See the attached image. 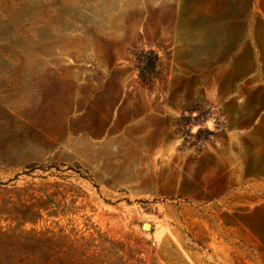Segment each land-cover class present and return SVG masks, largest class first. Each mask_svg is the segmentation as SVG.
I'll return each instance as SVG.
<instances>
[{"label":"rangeland","instance_id":"obj_1","mask_svg":"<svg viewBox=\"0 0 264 264\" xmlns=\"http://www.w3.org/2000/svg\"><path fill=\"white\" fill-rule=\"evenodd\" d=\"M58 228L264 264V0H0V264Z\"/></svg>","mask_w":264,"mask_h":264},{"label":"trees","instance_id":"obj_2","mask_svg":"<svg viewBox=\"0 0 264 264\" xmlns=\"http://www.w3.org/2000/svg\"><path fill=\"white\" fill-rule=\"evenodd\" d=\"M23 235L31 248L26 258L33 264H130L132 259L130 253H123V244L112 239L106 240V246L98 245L91 237L72 238L61 228ZM135 262L140 264V258Z\"/></svg>","mask_w":264,"mask_h":264},{"label":"clouds","instance_id":"obj_3","mask_svg":"<svg viewBox=\"0 0 264 264\" xmlns=\"http://www.w3.org/2000/svg\"><path fill=\"white\" fill-rule=\"evenodd\" d=\"M242 103H243L242 100H241V101H238V104H242ZM213 126H214V125H213V121H212V120H208V121H207V128H208V130H212ZM198 129H199V128H195V127H194V128L191 129V131H192L193 133H196ZM179 143H180V141H176L175 144L172 146V153H173V154H175L176 147H178Z\"/></svg>","mask_w":264,"mask_h":264},{"label":"water","instance_id":"obj_4","mask_svg":"<svg viewBox=\"0 0 264 264\" xmlns=\"http://www.w3.org/2000/svg\"><path fill=\"white\" fill-rule=\"evenodd\" d=\"M145 225H147V227H145ZM151 227L150 223L146 222L143 224V228L144 230H148Z\"/></svg>","mask_w":264,"mask_h":264},{"label":"bare ground","instance_id":"obj_5","mask_svg":"<svg viewBox=\"0 0 264 264\" xmlns=\"http://www.w3.org/2000/svg\"><path fill=\"white\" fill-rule=\"evenodd\" d=\"M145 227H147V225H145Z\"/></svg>","mask_w":264,"mask_h":264}]
</instances>
